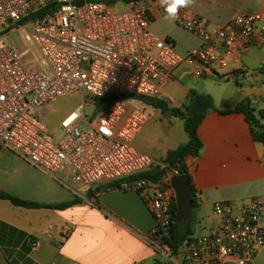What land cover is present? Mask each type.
Returning a JSON list of instances; mask_svg holds the SVG:
<instances>
[{
    "label": "built area",
    "instance_id": "1",
    "mask_svg": "<svg viewBox=\"0 0 264 264\" xmlns=\"http://www.w3.org/2000/svg\"><path fill=\"white\" fill-rule=\"evenodd\" d=\"M122 4L117 11L119 4L99 0H0V144L75 195L115 182L138 192L154 220V248L172 264H251L264 245L260 198L214 203L215 220L171 256L162 238L175 202L174 171L134 147L150 116L123 95L160 98L180 71L195 79L223 72L241 39L264 45V20L238 14L228 27L210 26L180 9L166 20L200 40L181 55L149 29L152 16L165 18L159 0ZM70 95L80 105L50 129L37 110ZM86 106L97 114L88 116ZM155 166L165 171L160 180L126 181Z\"/></svg>",
    "mask_w": 264,
    "mask_h": 264
},
{
    "label": "crops",
    "instance_id": "2",
    "mask_svg": "<svg viewBox=\"0 0 264 264\" xmlns=\"http://www.w3.org/2000/svg\"><path fill=\"white\" fill-rule=\"evenodd\" d=\"M183 9L210 26L228 27L238 14H259L264 20V0H195ZM167 22L152 16L149 29L170 39L181 55L199 46L200 40L185 30L187 41L164 31ZM227 61L226 70L204 79L180 71L164 85L160 98L181 109L189 91L195 90L209 94L218 111L233 109L244 99L255 114L264 111V45H246L241 39L238 48L227 54ZM142 106L150 119L133 145L162 162L167 151L187 141L183 122ZM46 125L55 129L58 124L55 128ZM197 133L202 143L200 154L185 160L195 194L191 212L199 227L192 226L195 235L215 220L212 206L216 202L239 204L260 198L264 203V145L253 140L244 115L209 112ZM106 185L75 195L0 144V192L46 205L78 200L64 209H26L0 199V264H165L167 258L154 248L150 235L154 220L140 194L116 187L102 189ZM65 230L69 231L66 238ZM33 241L35 248L30 245ZM251 264H264V245Z\"/></svg>",
    "mask_w": 264,
    "mask_h": 264
},
{
    "label": "trees",
    "instance_id": "3",
    "mask_svg": "<svg viewBox=\"0 0 264 264\" xmlns=\"http://www.w3.org/2000/svg\"><path fill=\"white\" fill-rule=\"evenodd\" d=\"M110 6H116L118 4L125 3L130 0H99ZM124 99H131L137 102H140L146 106H149L157 111H159L162 115H168L180 119L183 122V131L187 136V141L179 145L178 147L167 151L165 157L162 160V163L166 166L167 169H175L177 168L183 174L187 175L189 187H190V195L192 199V208L195 205V194L191 184L190 175L187 172V167L185 164V160L187 157L197 158L202 149V143L198 137V127L201 124L205 115L209 112H217L219 114H232V113H240L243 114L245 120L249 125V129L251 132V136L253 140L260 142L264 145V111H259L255 114L254 109L252 108L248 99H244L240 101L233 109L218 111L213 104V99L209 94L199 93L195 90H190L187 97L186 102L182 106L181 109L170 107L168 103L161 98H145L138 96H130L123 95ZM102 103L99 102L97 104L98 109H100ZM165 174V171L160 170L159 167H152L148 171L129 177L126 179L128 182L133 181H151L156 182L160 180ZM119 182L110 183L106 186H103L102 189H111L117 188ZM0 199L7 200L11 205L15 207H21L26 209H41V208H53V209H64L78 202L77 198L73 200L58 204V205H46L40 204L36 202L26 201L20 199L18 197L6 194L4 192H0ZM175 215V202L172 204V218L169 229V234L167 237L162 238V242L166 244L171 251V256H176L178 254L179 248L183 246V244L187 241H191V238L195 236L193 225H192V217H190L187 225L183 226L181 224H177L173 222V218ZM35 241L31 242L32 244ZM153 264H161L158 261H155Z\"/></svg>",
    "mask_w": 264,
    "mask_h": 264
},
{
    "label": "rangeland",
    "instance_id": "4",
    "mask_svg": "<svg viewBox=\"0 0 264 264\" xmlns=\"http://www.w3.org/2000/svg\"><path fill=\"white\" fill-rule=\"evenodd\" d=\"M118 8L119 9L116 8V10L120 11V8L122 7L118 6ZM163 30L169 32L171 36L177 38V40L179 41H187V32L177 28L174 24L170 22H167L165 25H163ZM153 33L156 36L162 38L161 35H158L155 32ZM175 50L177 51L176 47ZM25 60L29 61V58L27 57L25 58ZM32 67L33 66L31 64H28L27 68H32ZM80 103H81V98L79 95L67 96L65 98L59 99L54 103L52 102L47 104L46 106H44L45 108H40L39 117L43 119V121L46 122V124H53L55 128L60 118L65 116L68 112L74 110L78 105H80ZM132 105L138 107V106H142V103L133 101ZM97 112L98 110H94L92 107L86 106V113L88 116H91L92 114H97ZM192 225L195 227L196 230L199 229L197 221L192 220ZM167 262H166L167 264H172L169 259H167Z\"/></svg>",
    "mask_w": 264,
    "mask_h": 264
},
{
    "label": "water",
    "instance_id": "5",
    "mask_svg": "<svg viewBox=\"0 0 264 264\" xmlns=\"http://www.w3.org/2000/svg\"><path fill=\"white\" fill-rule=\"evenodd\" d=\"M174 175L170 178V185L175 192V215L173 222L187 225L192 212V199L187 175L177 168L173 169Z\"/></svg>",
    "mask_w": 264,
    "mask_h": 264
},
{
    "label": "clouds",
    "instance_id": "6",
    "mask_svg": "<svg viewBox=\"0 0 264 264\" xmlns=\"http://www.w3.org/2000/svg\"><path fill=\"white\" fill-rule=\"evenodd\" d=\"M161 7L165 11V19L175 21L180 9L191 7L195 0H159Z\"/></svg>",
    "mask_w": 264,
    "mask_h": 264
}]
</instances>
